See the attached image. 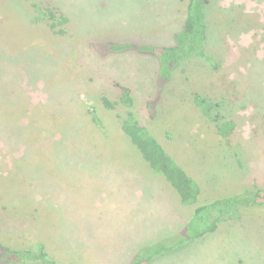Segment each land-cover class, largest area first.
Returning a JSON list of instances; mask_svg holds the SVG:
<instances>
[{"label": "rangeland", "instance_id": "obj_1", "mask_svg": "<svg viewBox=\"0 0 264 264\" xmlns=\"http://www.w3.org/2000/svg\"><path fill=\"white\" fill-rule=\"evenodd\" d=\"M51 1L55 18L46 0H0V242L42 243L62 263L128 264L142 245L181 232L197 205L264 188V0H210L205 48L219 68L200 57L177 66L154 119L157 59L94 45H170L188 0ZM115 80L132 87V106ZM195 93L234 121L231 143ZM128 111L198 182L197 203L184 204L131 142ZM150 264H264V208Z\"/></svg>", "mask_w": 264, "mask_h": 264}, {"label": "trees", "instance_id": "obj_2", "mask_svg": "<svg viewBox=\"0 0 264 264\" xmlns=\"http://www.w3.org/2000/svg\"><path fill=\"white\" fill-rule=\"evenodd\" d=\"M209 3L210 0H188L186 23L182 29L175 32L173 43L170 45L138 44L131 41H109L101 44V46L94 45V48L99 50L102 55L110 52L119 53L134 50L151 54L157 59L158 68L154 79V87L157 89L148 97L146 102V109L150 118L156 117L164 88L172 79L173 71L177 66L189 59L200 57L213 69L219 68L217 60L205 48L207 40L206 6ZM33 7L40 9L36 4ZM46 10L51 17L55 18L59 8L51 0H46ZM63 15L61 13V16ZM66 21L67 19L63 20V22ZM114 86L120 91L121 102L127 106H132L134 103L132 87L117 80L114 81ZM102 101L106 107L111 109L116 105L104 96ZM194 101L208 118L216 121L220 134L231 143L234 121L222 122V116L215 113L217 106L201 94L195 93ZM92 120L96 125L103 126L102 119L96 113H92ZM122 127L145 160L149 161L152 169L165 175L177 189L182 202L189 205L197 203L200 194L198 182L190 176H186L177 167L148 128L135 117L133 111H128V116L123 120ZM256 207L264 208V188L246 189L238 194L222 196L199 204L195 207L191 218L180 230L181 232L168 239L142 245L128 264H150L180 250L208 233L214 232L222 222L238 219L243 209ZM0 264L68 263H62L52 258L44 250L42 243H36L28 248H16L0 242Z\"/></svg>", "mask_w": 264, "mask_h": 264}]
</instances>
